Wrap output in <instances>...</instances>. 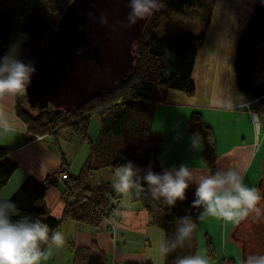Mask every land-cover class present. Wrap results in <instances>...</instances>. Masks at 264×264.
I'll use <instances>...</instances> for the list:
<instances>
[{
  "label": "trees",
  "instance_id": "16d2710c",
  "mask_svg": "<svg viewBox=\"0 0 264 264\" xmlns=\"http://www.w3.org/2000/svg\"><path fill=\"white\" fill-rule=\"evenodd\" d=\"M72 1L46 0L44 3L40 1L35 6L33 13L20 23V31L25 36L21 56L23 62L30 63L34 57L33 53H36L38 47L55 34L60 18ZM214 1L210 0L209 7L203 8L206 12L204 31L208 28L212 18ZM197 3L200 4V0H159L160 7L155 11L142 40L135 48L136 64L132 77L111 93L93 99L71 113L50 106L48 109L39 110L37 114H34L28 107L25 94L15 95L16 115L30 133L40 136L49 133L55 135L60 130L70 128L74 134L90 144L91 155L78 178H69L62 182L65 202L63 218L52 217L45 202L48 188L52 185L57 186L58 183L50 179L41 183L33 177H29L11 199L20 211L19 216L11 217L13 222L22 218H27L32 223L40 220L42 223H47L50 229L56 230L66 220L98 226L105 219L115 216L112 203L114 200L119 201V197L115 194L114 187L110 183L102 182L92 186L90 184L91 174L106 168L116 170L118 166L131 162L134 169H139L135 178L145 188V191L135 201L148 213L152 225L167 232L168 240H174L175 226L176 224L180 226L179 218L189 216L197 223V216L204 209L191 206L195 198L188 189L185 199L178 200L175 207L169 208L163 203L162 198L157 200L151 196L143 179L149 170L157 174L165 173L159 162L163 141L161 136L155 137V133L145 124L144 114L153 111L155 104L164 102V94L170 90L183 92L189 96L195 94L196 85L193 71L197 55L205 41L204 31L199 36L183 33L175 37L160 39L158 37L160 23L161 20L171 15L185 16L188 12L187 9ZM10 6L11 0H0V57L7 54L9 47L12 31V18L8 12ZM257 50L259 59L255 80L258 83H263L264 41L257 46ZM156 93L159 95L155 96ZM249 97L252 99L250 95ZM92 116L97 117L101 125V135L94 144L91 143L88 134ZM144 126L147 132L145 143L138 138L142 134L140 132L145 130ZM189 127L191 133H200L202 161L207 166L210 175H215L219 155L213 129L205 122L199 111L191 114ZM130 143L133 144L131 148H129ZM8 154V149L0 147V191L19 169L18 164L9 159ZM263 181L264 179L258 188L262 197ZM262 209L264 210V207ZM251 215H254V212L250 213L238 225L235 232L236 237L241 235L240 231L243 230L245 222ZM49 235L51 236V232ZM195 237L196 232L191 239L190 251L192 253L190 255H195ZM207 240L208 255L213 257L212 241L210 238ZM242 240L244 241L243 254L246 258L251 254L248 248L250 243L244 238ZM257 240L264 242L262 236ZM46 247V245H42V249ZM172 254H175L174 251L167 255L166 264H175L177 258H172ZM187 255L181 253L180 258ZM72 264H109V261L106 254L96 244H93L90 247L76 248Z\"/></svg>",
  "mask_w": 264,
  "mask_h": 264
},
{
  "label": "crops",
  "instance_id": "0c3cea01",
  "mask_svg": "<svg viewBox=\"0 0 264 264\" xmlns=\"http://www.w3.org/2000/svg\"><path fill=\"white\" fill-rule=\"evenodd\" d=\"M230 1L220 5L222 14H220L221 19H218L216 11L220 10H216L219 5L217 0H215L212 18L208 28L204 31V45L197 55L193 71V78L196 80L195 71L197 68H202L198 67V65L212 60L209 51H206V49L210 41L214 39L212 43L218 48L213 58L217 60L216 66L222 67V64H227L225 70H221V75H217L215 79L216 81L218 79L223 81V92L218 97V95L210 91L208 101L202 98L201 101L198 100L193 105L196 108L201 107L199 112L215 133L219 155L216 172H226L227 168L236 167L242 176L246 174L247 179L245 182L249 181L250 184L254 185L261 172L264 155L256 152L257 131L251 112L245 107V103L251 98L238 89L233 62L239 38L251 21L255 5H251V7L246 5L245 12H248L247 14H240V11L237 14L235 11L230 12L231 10H237V8L230 6ZM233 2L237 4L239 0H233ZM240 8H243V5ZM199 29L198 26L197 30ZM12 37L13 30L9 40V45L10 43L11 45L8 47L7 54L12 52L11 50L15 46L19 51H15L13 54L21 60L25 36L21 33L19 40L18 34ZM229 39L232 41L231 44H229ZM223 49L227 53L222 59ZM204 69L205 67L202 70L203 77L205 74ZM180 93L182 92L169 91L166 95L169 97H173L172 94L175 95L178 102L187 101V96ZM176 97L173 98L175 99ZM223 101L225 103H222ZM160 104L162 103L159 102L154 105L153 116L155 115V118L162 120L165 125L169 118L170 108H165V111L164 106L156 108ZM183 104L188 108H183L186 109L183 112L176 109L180 113L181 123L174 131L172 143H164L159 162L165 172H172L173 175L181 164H187L190 170L196 169V179L189 181L188 188L194 196L193 190L196 191L198 188L199 178L210 173L201 158L202 143L198 150L190 146V137L193 133L190 131L189 122L191 114L196 109L192 108L189 103ZM201 109L204 110L201 111ZM0 110L7 114L14 129L12 133L6 136L0 135V147L8 149L9 159L16 162L19 166V169L13 174L7 185L1 189L0 200L11 199L29 177L44 183L47 179L52 180L54 175H56L55 173L65 172L70 178H78L80 176L91 155V148L88 142L86 143L81 137L74 134L70 128H65L55 134L60 135L63 133V137L57 138V146L54 142H47L52 136L50 134L49 136H40L30 133L16 115L15 95H8L0 99ZM90 129L91 124L88 134L92 141L91 143L94 144L99 138H92ZM254 152L256 153L254 154ZM174 166L178 167L174 168ZM104 171H110L109 176L105 174L100 178H94L95 173ZM115 172L116 170L113 171L111 168L93 172L90 181L93 180L95 185L106 182L113 186L116 180ZM249 173L250 175L248 176ZM57 183V186L52 185L48 188L45 202L52 213L51 215L61 219L65 210V202L63 200L64 184L62 182ZM115 194L119 197L121 208L118 221H115V217H112L108 219L109 221H103L98 226H94L66 220L63 223L66 225L65 246L56 247L52 245L50 249L46 247L45 250L51 251V256L49 259L42 261L41 264H54L56 258L57 262L65 260L63 253L66 251V247L70 248V259L69 261L67 260V264H72L76 248L90 247L93 244H96L106 254L109 264H166L167 256L160 255L158 249L160 242L167 239V232L150 223L148 213L135 201L137 196L121 194L116 191ZM55 208H57V214L54 213ZM208 217L212 218L210 215ZM212 221H214V218L211 219ZM178 227V224H176L174 232H176ZM185 248L187 253H185ZM190 250L191 240L186 241L182 248L178 247L174 251L175 254H172V258H180L181 253L190 255L192 253ZM212 258L217 261L218 252L214 251ZM220 264H236V262L233 259H224Z\"/></svg>",
  "mask_w": 264,
  "mask_h": 264
},
{
  "label": "water",
  "instance_id": "95a60500",
  "mask_svg": "<svg viewBox=\"0 0 264 264\" xmlns=\"http://www.w3.org/2000/svg\"><path fill=\"white\" fill-rule=\"evenodd\" d=\"M128 4L129 0H73L67 6L55 34L31 59L36 72L25 93L31 109L52 106L71 113L132 77L135 48L156 10L127 27ZM101 14H106L107 25L101 23ZM263 41L264 0H257L251 21L239 38L233 68L238 89L262 106L264 82L258 83L255 76L257 46Z\"/></svg>",
  "mask_w": 264,
  "mask_h": 264
},
{
  "label": "clouds",
  "instance_id": "9594fccd",
  "mask_svg": "<svg viewBox=\"0 0 264 264\" xmlns=\"http://www.w3.org/2000/svg\"><path fill=\"white\" fill-rule=\"evenodd\" d=\"M128 6L130 12L127 19L130 23L126 25L127 27L137 24L139 20L147 19L160 7L158 0H129ZM91 15L89 13V16ZM101 23L108 24L106 14H101ZM14 52L15 46L12 52L0 57V99L8 95L27 93L32 75L36 72L31 63L26 64L17 59ZM13 131L7 114L0 110V135L6 136ZM201 143L200 133L194 132L190 137L191 148L198 150ZM196 171L190 170L187 164H181L174 175L172 172L157 174L149 170L143 179L151 196L157 200L162 198L163 203L172 208L178 200L185 199L189 181L196 179ZM138 172L139 169H134L131 162L118 166L113 184L115 191L139 197L145 188L135 178ZM195 195L196 199L191 206L204 209L197 216L198 221H203L205 215H210L226 222L239 223L252 212L259 214L257 205L264 199L260 189L246 186L241 172L236 167L199 178ZM19 215L20 211L14 202L10 199L0 200V264H41L51 256V251L42 249V245H46L48 249L52 245L56 247L64 245L66 237L63 232L50 229L47 223L40 220L32 223L27 218H22L13 222L11 217ZM179 225L174 240L165 239L160 242L158 249L160 255L166 257L178 247L182 248L186 241L193 238L198 227L189 216L179 218ZM209 260V256L197 252L195 255L178 258L175 264H209ZM244 264H264V255H248Z\"/></svg>",
  "mask_w": 264,
  "mask_h": 264
},
{
  "label": "rangeland",
  "instance_id": "374dc122",
  "mask_svg": "<svg viewBox=\"0 0 264 264\" xmlns=\"http://www.w3.org/2000/svg\"><path fill=\"white\" fill-rule=\"evenodd\" d=\"M40 1H43V3H44V1H46V0H11V6L8 8V12L10 13V16L12 18L13 37L16 34H18L19 35L18 40L20 39V35H21V32L19 30L20 23L22 21H24L29 15H31V13H33L35 6ZM217 2H218L219 7L216 8V10H220L221 9L220 5H223L224 3H228L229 0H217ZM256 3H257V0H239V3L236 4V2H235V4H234L233 0H231L229 3L230 6L237 8V10H231L230 12L235 11V13L238 14L240 11V14H247L248 12H245L246 5H249L251 7V5L256 6ZM209 4H210V0H200V4L199 3L194 4L191 8L187 9L188 12L185 16H172L171 15L168 18L161 20L160 29L158 32V37L160 39H164V38L175 37L176 35L183 34V33H190V34L199 36L204 31V25H205V17L204 16H206V12L203 10V8H207V6ZM241 5H243V8H240ZM216 14H217L218 19L219 18L221 19V16H220V14H222L221 10L216 11ZM252 16H253V14H252ZM198 26L200 28L199 30H197ZM236 39H235V42H236ZM213 40L214 39H212L210 41V43L206 49V51H209V54H210L212 60H210V61L206 60L207 62L205 64L200 63L198 65V67H202V68H200V69L197 68L195 71V79H196V80H194L196 82L195 83V85H196L195 94L192 96H189L186 93H183V92L180 93V94H184L185 96H187V99H188L187 101H182V102H178L177 97L173 94H172V96L176 97L175 99L173 97H171V96L169 97L165 94V97H164L165 101L156 107V108H162L164 106L163 107L164 111H165V108H170V114L168 113L169 118L166 121L165 125L162 122V120L155 118V115L153 116V114H154L153 111H149V112L144 114L145 124L150 128V130L153 133H155L154 134L155 137L161 136V139L163 141V145H164V143H167V144L172 143L171 141H172L174 131L178 128V126L181 123L180 113H178V111L176 109H178L180 112L186 111V109H183V108H188V107H186L183 103H189V105L192 108H195L196 111H200L201 107L196 108L193 105V103L197 102L198 100L201 101L202 98L205 101H208L210 91L213 92L214 94L218 95V97H220V95L223 92V87H222L223 81L220 79H218V81H216L215 79L217 78V75L218 76L221 75V70H225V67L227 66V64H222V67L219 65L216 66L217 60L213 59V58H214L215 52L217 51L218 48L212 43ZM231 42L232 41L229 39V44H231ZM44 43L45 42H43L38 47V49L36 50V53L40 50L41 46ZM10 45H11V43H10ZM10 45H9V47H10ZM15 51L18 52L19 51L18 48H15ZM223 51H224V49H223ZM36 53L34 52L33 55H35ZM225 53H227V52L224 51L222 59L224 58ZM204 67H205V69H204L205 74L203 77L202 70ZM158 92H160V91H158ZM176 92H178V91H176ZM157 94L159 95V93H156L155 96ZM173 101H175V102L170 103ZM222 103H225V102L223 101ZM258 104L259 103L256 102V105H258ZM203 110L204 109H201V111H203ZM31 111L34 114L39 113V109L37 107L33 108ZM260 118L262 121V128H261V131L258 135V139H257V143H256V152L260 153V154L262 153L264 155V116L262 113L260 114ZM90 124H91V129H90L91 137L98 139L101 135L100 134L101 125H100V122L97 119V117L93 116L91 121H90ZM140 127H142V126H140ZM143 129H145V130H142V132H140L142 134H140V137H138V138H140V140H142L143 143H145V138L147 136L146 127L144 126ZM49 134H47V136H49ZM60 137H63V133H61L60 135H52L51 138H49L48 140L46 139V140L49 143L54 142L55 145L57 146V138H60ZM90 141H91V139H90ZM89 146H90V144H89ZM131 147H133L132 143H130V145H129V148H131ZM256 152H254V154ZM253 157H254V155H253ZM262 164L263 165H262L261 172L259 174L258 179L255 181L254 185L250 184L249 181L245 182L247 179V176H246V174L243 175L244 183L246 184V186L254 187V188L260 187L261 179L264 177L263 176V174H264V159H263ZM176 167H178V166H174V168H176ZM109 172L110 171L95 173L94 178L95 179L100 178L105 174H108V176H109ZM249 175H250V173L248 174V176ZM253 178H255V176H253ZM90 184L92 186L94 185L93 180L90 181ZM262 186L264 187V181L262 183ZM195 192L196 191L193 190V194H194L193 197L196 199ZM262 195L264 197V189H263ZM259 204L260 205H258V207H257L259 209V214H257V212H256V217H258L257 220L256 219L252 220V218H249L247 221L245 220L246 222L244 224L243 230L240 231L241 236L243 237V235H244L243 238L245 240H249L250 245L248 246V248H249V253H251L250 255H263L264 254V247L262 248L264 242L262 240L261 241L257 240L258 236H256V234H258V233L261 234L262 236H264V226H262V224H261V222H264V217L260 219V215L264 214V210L262 209L264 207V202H262V200H261V202ZM54 213L57 214V208H55ZM51 216L56 218L53 215H51ZM208 216L209 215L205 216L203 221H197L198 227L196 230V238L194 239V243L196 245V253L200 252L201 254H206L207 256H209L208 255V245L209 244H208V240H207V237H209L212 240V245H213L214 251L216 253L218 252V258H217L218 260L217 261H214L213 258L209 256L210 257V260H209L210 264L213 262L215 264H220L222 262V260H224V259H226V260L233 259L236 262V264H244V254H243V242L244 241L242 240V237H236L235 236V232L238 228V225L241 222H243V220L240 221L239 223L226 222L223 219H218L216 217L210 216V217L214 218V221L211 222L212 218H209ZM251 216H253V215H251ZM56 219H58V218H56ZM61 226L59 227L58 231H61L65 234L66 225L63 224ZM231 228L235 229V230L232 231ZM255 247H256L255 250L252 249ZM66 248H67L66 251L63 253L65 255V260L63 259L62 261L57 262V258H56L54 264H67V260L69 261V259H70V248L69 247H66ZM185 253H187L186 248H185Z\"/></svg>",
  "mask_w": 264,
  "mask_h": 264
},
{
  "label": "built area",
  "instance_id": "2783aa9c",
  "mask_svg": "<svg viewBox=\"0 0 264 264\" xmlns=\"http://www.w3.org/2000/svg\"><path fill=\"white\" fill-rule=\"evenodd\" d=\"M256 102L259 103V101L255 99H250L248 102L245 103V107L251 112L256 131H257V136L259 135L261 128H262V121L260 118V114L262 113L264 116V106L258 104L256 105ZM69 179V175L67 173H59L54 175L51 181L53 182H64ZM113 208L115 210V221L119 220V211H120V203L117 200L113 201ZM104 221H109L108 219H105Z\"/></svg>",
  "mask_w": 264,
  "mask_h": 264
},
{
  "label": "flooded vegetation",
  "instance_id": "af4514ba",
  "mask_svg": "<svg viewBox=\"0 0 264 264\" xmlns=\"http://www.w3.org/2000/svg\"><path fill=\"white\" fill-rule=\"evenodd\" d=\"M263 216H264V214H261V215H260V219L263 218ZM250 218H252V220H253V219H254V220H255V219L257 220L258 217H256V212H254V215H253V216H250ZM261 224H262V226H264V222H261ZM243 234H244V233H243ZM243 234H242V235H243ZM256 236H258V238H260L262 235L258 233V234H256ZM239 237H242V236L239 235ZM243 237H244V235H243ZM243 237H242V238H243ZM262 239L264 240V236H262ZM262 248H263V247H262ZM252 249L255 250L256 247H255V248H252ZM249 255H250V254H249ZM263 255H264V254H263ZM244 260H245V257H244Z\"/></svg>",
  "mask_w": 264,
  "mask_h": 264
}]
</instances>
